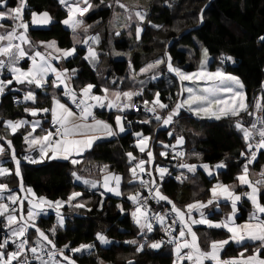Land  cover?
<instances>
[{
	"label": "snow or ice",
	"instance_id": "snow-or-ice-1",
	"mask_svg": "<svg viewBox=\"0 0 264 264\" xmlns=\"http://www.w3.org/2000/svg\"><path fill=\"white\" fill-rule=\"evenodd\" d=\"M58 3L66 10V18L61 21L73 33V46L70 48L59 47L57 41H39L33 44L29 37V25L34 27L47 26L52 23V16L43 11L37 13L28 5V0H18L16 6H9L8 0H0V97L6 90H16L12 86L23 85V101L32 106H25L24 112L33 119H17L4 121V126L10 129V133H15L21 129H26V134L22 133L26 155L18 158L11 140L0 136V140L5 143L0 144V155L5 150L9 151L10 160L15 168L9 169L0 161V176L14 175L19 177V189L29 195L21 198L18 193L8 188L5 183H0V224L7 230V237L0 242V264H76V260L71 255H66L65 250L72 254L87 251L91 254L95 248L94 244H80L78 247L69 248L65 244L63 248H58L54 239H51L36 223L41 215H47L46 208L53 209L57 218V225L63 227L64 216L61 209L64 206L71 208H84L85 203L77 200L82 193L73 191L67 200H49L46 197H37L31 187H25L21 172V159L29 164H41L45 160H64L72 165L81 163L84 153L90 151L98 140L117 137L125 133L130 128L132 121L127 120L126 113L136 108L135 97H143L145 80H138L140 75L147 76L148 80H156L164 71L173 74L179 81L177 98L172 102L171 107L160 99V92L153 94L151 101L142 99L140 101L143 111L150 117L139 120L141 124H152L155 121L158 125L168 127L175 122L182 110L192 113L199 119L222 118L232 119L233 127L241 133V138L245 142L246 151H242L240 156L244 162L240 164V171L235 176L240 186H246L247 190L237 192V184H225L219 180L220 169L227 165L221 161L216 165L207 163L190 164L184 160L185 151L182 150L184 137H175V144H162L163 151L160 156L168 158L169 153L172 159L177 160L179 169H185L188 173L195 174L198 168L216 183L208 189L207 200H197L184 206L178 207L169 197L161 192V185L165 175H171L169 168L155 165V155L150 146L151 137L144 135L142 131H135L131 134L136 138L134 147L141 157L135 156L132 152L125 155L128 158L131 174L129 183H138L140 188L146 189L148 195H143L137 191L129 194L127 199L132 202L134 209L130 215L140 230V235L144 237V242L137 240L125 241V243L136 245V251L142 252L147 246L150 249H161L165 244L171 246L174 259L172 264H264V168L258 173V178L253 180L250 177V165L257 158V154L264 150V82H262L261 95L254 97L253 103H247V95L244 91V84L235 75L224 72L217 68L210 71L207 68L208 50L202 48V59L196 71H185L172 63V57L165 52L164 57L147 63L137 72L129 61V79L134 85L129 90H122L123 80L113 79L110 83L115 87L102 86L99 93L93 91L96 85L87 83L77 89L73 86V79L77 76L76 68L61 67V61L76 59L77 44H83L86 53L83 59L95 69L99 62V53L93 45L99 44L98 36L87 35L92 27L84 20L80 19L85 13L93 9L91 0H58ZM103 3V0H101ZM118 6L124 10L126 20L131 21L133 15L137 23L135 32L139 39L142 28L140 24L145 20L147 13L134 11L128 5L116 0ZM111 7V5H108ZM30 14V20L25 19V10ZM119 21V14L116 16ZM10 22V28L6 27ZM200 22H203V10L200 14ZM150 23V22H149ZM125 27L128 25L125 24ZM153 27H160L153 25ZM84 34L81 39L77 32ZM117 36L120 32L115 33ZM264 41V36L259 38ZM27 46V47H25ZM43 49V50H41ZM114 55L121 53L113 52ZM71 58V60L69 59ZM224 60L232 61L231 56L222 57ZM22 61H27L25 67L21 66ZM234 62V61H233ZM164 65V69L160 68ZM9 74L8 78L4 73ZM51 77V79H49ZM188 84H185V82ZM53 89L50 97L46 91L48 87ZM37 89L44 90L45 98L50 99V107H37ZM186 93V95H185ZM171 97L169 100L171 101ZM16 103H21L16 100ZM96 109H108L114 111V125L106 120L99 119ZM241 113L251 117L248 126H245ZM50 116V126L44 127V120ZM37 129L40 133L37 134ZM172 136V132H168ZM162 143V142H161ZM35 153V154H33ZM199 158V154H194ZM146 165H155L153 175L152 169H147ZM102 180L88 179L79 175L76 171L72 175L77 181L92 189L103 188L100 192L103 197L106 193L115 196H122L121 183L123 177L115 172L109 171L108 165L99 168ZM149 179L145 180L144 175ZM178 181L186 179L183 173L176 176ZM31 197V198H30ZM151 198L157 203L161 201L170 205V209L164 212H154L148 204ZM243 198V199H242ZM27 200V212H24V204ZM75 201V203H73ZM251 205L247 219L238 223L237 213L244 202ZM230 207V211L217 220L214 217L219 215L221 203ZM103 206V200L100 202ZM121 212L124 211L122 205H118ZM204 209H209L206 214ZM89 211L91 209H88ZM198 214L194 215L193 212ZM159 226L158 228L156 226ZM204 225L207 229L220 230L217 235L226 238L210 239L207 247L201 246L199 236L195 226ZM33 231L35 239L30 243L29 231ZM154 231H162L164 237L159 240L148 239V234ZM52 237L56 234V226L49 229ZM96 239L101 244H109L111 241L103 233H97ZM230 243L239 246L238 255L233 257H222L226 246ZM9 244L14 245V249H9ZM252 251L249 253V249ZM246 253H249L246 255ZM60 257L61 259H57ZM129 264H133L129 261Z\"/></svg>",
	"mask_w": 264,
	"mask_h": 264
},
{
	"label": "trees",
	"instance_id": "trees-1",
	"mask_svg": "<svg viewBox=\"0 0 264 264\" xmlns=\"http://www.w3.org/2000/svg\"><path fill=\"white\" fill-rule=\"evenodd\" d=\"M114 1L103 0L101 3V0H91L95 10L83 17V20L92 26L88 31L90 35L95 36L98 33L99 25L105 28V35L100 36L99 44L93 45L99 53V62L95 69L83 59V55L86 53L83 44L76 45L77 58L74 60L69 58L71 63L68 61L60 62L61 67L78 70L77 76L72 81L73 86L77 89L87 83H92L96 85L93 91L100 94L99 89L102 86L113 88L115 86L110 82L113 79H122L121 89L129 90L136 87L129 79V61L135 70H139L165 52L171 55L174 66L189 72L196 71L199 68L200 60L199 52L196 49L197 41L213 57L207 67L210 71L219 68L218 56L227 55L235 59V65L227 63L222 69H219L241 79L245 86L244 91L249 105L253 103L254 97L261 94L262 82H264V41L259 38L264 36V0H173L177 3L175 6L178 5L176 10L174 7L163 5L170 0H153L151 3L152 15L149 20L167 32L165 35L157 33L155 37L156 31L147 26L137 39L134 28H131L134 24L124 29L121 35L125 39L114 43V48L125 51V53L130 52L129 60H113L110 53L105 50L116 36L111 37L108 29L114 13L112 4ZM17 2L18 0H8L9 6H16ZM28 5L37 13L47 11L53 18V23L49 27L39 28L29 25V37L33 44H38L39 41L55 40L61 48L73 46L72 31L61 23L66 18L67 13L61 9L58 0H28ZM203 8V22H200V17L197 21V16ZM25 19L30 20L27 9L25 10ZM176 21L181 22L183 30H187L180 38H178L179 34L176 33ZM77 33L83 39L84 34L79 31ZM182 46L195 49L192 55V57L194 56L193 60L185 51L180 50ZM158 50L163 52L159 54ZM162 66H160L161 69ZM169 81H173L174 84L167 87ZM178 82L173 74L171 77L161 75L157 80L144 87L143 97H135V100L139 102L142 99H153V94L159 91L161 101L166 102L169 97H175L174 90L177 89ZM176 84L177 87H175ZM11 88L17 89L15 83ZM51 90L50 86L46 90L49 97ZM15 93L16 91H13L0 97V119L3 121H15L23 118L31 120L32 117L24 112V107L32 105L15 106L12 101V95ZM37 97V107H50V99L45 98L44 92L37 91ZM126 116L127 120L132 121L128 131L112 140L95 144L81 158L82 165L74 166L69 161H45L41 164L32 165L21 162L23 184L26 188L31 187L37 197L43 196L53 201L67 200L73 191L82 192L85 196V198L80 197L82 201L86 199V207L79 209V212L82 211V213L69 214L64 228L58 230L57 235L52 238L58 248H63L65 244L69 245V248L78 247L80 244L95 245L91 254L87 251L72 254L65 250V254L71 255L76 260V264H129V261H132L133 264H172L174 255L169 246L164 245L158 250L147 247L142 252H137L136 245L125 243V241L131 240H137L139 243L144 242L140 230L133 223L130 215L133 207L131 201L127 199L129 194L139 191V185L129 183L131 174L128 171V158L125 154L132 152L137 157L143 155L139 153L137 148L131 146L135 144L136 140L131 134L132 132L142 131L144 135L152 138L153 143L150 146L155 155V165L162 163L171 165V175L164 177L160 190L181 209L185 205L193 203L194 200H207L208 189L216 183V180L209 177L204 170H201L202 168H198L195 174L186 172L187 181L183 179L184 182H181L176 179V176L185 169L176 168L178 161L172 159L171 152L168 158L160 156L159 153L164 150L160 144H173L177 136L184 137L185 142L182 150L186 153L184 157L186 162L197 165L207 163L211 166L223 161L227 167L220 172L219 180L225 184L236 183V190L245 191L235 180V176L240 171V164L243 163L240 153L246 151V145L241 138V133L233 127L232 119L223 118L219 121L199 119L192 113L182 110L172 125L164 127L158 126L157 123L151 125L138 123L139 120H142L140 118L145 116L141 110L128 113ZM241 116L245 125L248 126L251 117L244 113H241ZM108 120L114 125L113 114ZM169 131L172 132L171 137L168 135ZM5 132L6 128L0 134H4L12 141L17 157L21 158L27 148L22 135V133L26 134V129L17 131L13 136L9 133L7 135ZM161 141L163 142L161 143ZM1 143L5 142L2 141ZM196 153L199 154V158L194 155ZM85 163L91 164L88 168L91 171H94L92 164H97V166L99 163L108 164L111 171L123 177L121 189L123 195L114 197L105 194L102 197L100 195L102 191L99 188L87 191L84 185L75 184L72 172L78 169L85 170L83 168ZM155 165H146V168L153 170V175L157 177L158 181V173L154 171ZM6 166L9 169L15 168L13 162L7 163ZM262 168H264V150L258 153L256 161L252 164L254 180L258 178V171ZM85 175L88 179H90V175L94 178L102 176L98 169L93 173L85 170ZM0 183L7 184L8 188L14 192H21L19 177L14 174L0 176ZM101 200H103L102 207L99 203ZM163 204L165 203L161 201L160 206ZM118 205L123 206V212ZM239 207L237 222H244L248 212L251 211V205L245 201ZM229 211L230 207L221 203L220 213L214 218L219 220ZM0 220L3 218L0 217ZM36 223L43 231H46L55 226L57 219L54 214H51L48 217L38 219ZM1 226L3 225L0 224ZM204 230H199V234L202 235L201 245L204 248L207 247V241L210 239L226 238L217 235L220 230L208 229L207 233H203ZM31 231L34 230H30L28 234L30 243L33 241ZM97 233L106 235L111 243L101 244L96 239ZM160 235L161 231H154L148 234V239L159 240ZM238 248L239 246L234 244L227 246L221 255L222 257L237 256ZM9 249L11 250L10 246Z\"/></svg>",
	"mask_w": 264,
	"mask_h": 264
},
{
	"label": "rangeland",
	"instance_id": "rangeland-1",
	"mask_svg": "<svg viewBox=\"0 0 264 264\" xmlns=\"http://www.w3.org/2000/svg\"><path fill=\"white\" fill-rule=\"evenodd\" d=\"M152 1H153V0H121L122 3L128 5V6H129L130 8H132L134 11H143V12H146V13H147L145 20L140 24V26H141V28H142V31L140 32L139 37H140L141 34L145 31V28H146L147 26L151 27L152 29H154V30L156 31V32L154 33V34H155V37H156V34H157V33H160V35H162V34L165 35V33L167 32V31H164V29H163L161 26L158 27V28H157V27H153V25H155V24H152V23H151V20H149V19H150V16L152 15V8H153V7H151V5H152V4H151ZM112 4H113V6H114V13H113V16H112V19H111V22H110V24H109L108 29H109L110 36H111V37H112V36H115V35H116L115 33H116L117 31L120 32V35H118V36L116 35L114 41L111 40L110 44L108 45V47L105 48V50L108 51V52L110 53V55H111V59H113V60H129V59H130V52L125 53V51H122V50H116V49L114 48V43H116L118 40H124V39H125L124 36L121 35V33L124 31V29H127L131 24H134V25H132L131 28H134L135 38H137V36H136V32H135V29H136L137 23H139V22L137 21V19H136V17H135L134 15H133V18H132L131 21L126 20V14L124 13V10L121 9V8L118 6V4L116 3V0H115ZM175 4H177V3L174 2L173 0H170V1H168V2H165L163 5H164V6H168V7H174L175 10H176L177 7H178V5L175 6ZM94 10H95V8L93 7V9L89 10V12H92V11H94ZM202 10H203V12H204V8H203ZM89 12H87V13H89ZM87 13H85L84 15H86ZM118 14H119V21L117 22V20H116V16H117ZM200 14H201V11L198 12L197 21H199ZM84 15H83L82 17H79V18L83 20ZM149 22H150V23H149ZM125 24H127L128 26L125 27V26H124ZM6 25L11 26L10 22H7ZM175 25H176V33L179 34V37H178V38H180V36H181L184 32H186L187 30H183V26H182L181 22L176 21V22H175ZM65 26H66V25H65ZM66 27H67V26H66ZM67 28H68V27H67ZM98 28H99V31H98L97 34H95V36H98L99 39H100V36H101V35H105V28H104L103 26L101 27V25H99ZM68 29H69V28H68ZM3 31H5V29H0V32H3ZM76 35H78V33H76ZM87 35H89V36H94V35H90V33H87ZM78 36H79L80 38H82L80 35H78ZM178 38H177V39H178ZM25 47H27V46H25ZM202 48H205V47L201 46V45L196 41V49H197L198 52H199V59H200V60L202 59V52H201V49H202ZM180 50L185 51V52L189 55V57H192V55L194 54V51H195V49L190 48V47H186V46H182ZM113 52L121 53V55H119V56L114 55ZM162 52H163L162 50H158V53H159V54H161ZM164 55H165V53L162 54V55H160V56H158L157 59H158V58H161V57H164ZM226 56H227V55H222V56H218V57H217V60H218V62H219L218 67L221 68V69H222V67H223L224 65H226L227 63H229V64H231V65H235V64H236V61H235V59H234L233 57H232V58H233L232 61L224 60V61L222 62V57H226ZM193 59H194V56L192 57V60H193ZM212 59H213V57H211V56L209 55V52H208V63H207V67L209 66V64H210V62L212 61ZM200 60H199V66H200ZM233 61H234V62H233ZM188 63H189V61H188ZM188 63H187V64H188ZM145 65H146V64H145ZM161 66H162V65H161ZM22 67H25V66H22ZM163 69H164V65L162 66V70H163ZM136 71L139 72V70H136ZM163 75H164V76H167V77H171V74H170V73H167L166 71H164ZM163 75H162V76H163ZM137 79H138V80H145V81H146L144 87L147 86L150 82L154 81V80H148L147 76H145V75H140V76L137 77ZM156 80H157V79H156ZM173 84H174L173 81H169V84H168L167 87H170V86H172ZM185 84H188V82H187V83L185 82ZM136 87H139V85L136 84ZM175 87H177V84H176ZM178 87H179V82H178ZM178 87H177V89L174 90V92H175V97L172 98L171 101H170V100H167V101L164 102V103H168L169 106L172 105V102L175 101L176 98H177V92H178V90H179ZM185 95H186V93H185ZM134 100H135V98H134ZM147 100L151 101L152 99H148V98H147ZM135 101H136V100H135ZM138 103H140V101L137 102V105H136V108H134V109H135L134 111H139V110H141V111L145 114V116H143V117L140 118V119H145L146 117H150L151 114H150V113H147V114H146V113L143 111V107L140 106ZM140 104H141V103H140ZM132 110H133V109L129 110L128 112L133 113L134 111L131 112ZM183 114H184V112H183ZM23 119H24V118H23ZM209 120H215V119H209ZM3 122H4V121L0 119V127L2 126ZM153 124H156V122L153 121ZM244 124H245V123H244ZM150 125H151V124H150ZM158 126H161V125H158ZM245 126H246V125H245ZM4 128H6V127H5L4 124H3V128H2V129L0 128V133H2V131H3ZM22 129H25V128H21V129H19L18 131H21ZM8 131H9V129L6 128V132H5V133H6L7 135H8V133H9ZM0 136L5 137L4 134H0ZM169 137H171V136H169ZM2 141L5 142L4 140H0V144H2V143H1ZM161 142H163V141H161ZM149 143H150V144L153 143V142H152V138H151V140H150ZM173 144H175V142H174ZM160 145H162V144H160ZM182 147H183V146H182ZM0 161H3V162H4V166L7 167V168H8V166H6V164L9 163V162H10V163L12 162V161L10 160V157H9V151H8L7 149L5 150V152L3 153V155H0ZM174 163H177V162L174 161ZM187 163H189V162H187ZM79 165H82V161H81L80 164H78V165H76V166H79ZM103 165H105V164H104V163H103V164H100V163H99L98 166H97V164H92V166L94 167V171H91L90 169H88V168L91 166V164H89V163H85V164L83 165V168H84L86 171H88L89 173H93V172H96L97 169L99 170V168L102 167ZM106 165H108V164H106ZM108 166H109V165H108ZM96 167H97V168H96ZM176 168H177V167H176ZM10 169H13V168H10ZM177 169H179V168H177ZM199 169H200V168H199ZM85 170H80V169H78L76 172H77L79 175H81L82 177L87 178V176L85 175ZM201 170L203 171V169H201ZM109 171H111V170H110V166H109ZM111 172H114V171H111ZM186 172H187V171H185V170L182 171V173L185 175V177H186V181H187ZM259 172H260V171H258V173H259ZM253 173H254V172H253ZM13 174H14V172H13ZM13 174H12V175H13ZM250 177H251V175H250ZM89 178H90V179L102 180V176H100V178H94L92 175H90ZM73 179H74L75 184H78V185H84V184H82V182L77 181V180L75 179L74 176H73ZM253 179H254V178H253ZM183 182H184V181H183ZM84 186H85V185H84ZM85 188H86L87 191H89V190H95V189H92V188H90V187H88V186H85ZM245 188H246V186H245ZM121 189H122V183H121ZM101 191H104V189L101 188ZM121 191H122V190H121ZM16 193H18V195H19L21 198L23 197V195H21V192H16ZM81 193H82V192H81ZM106 194H109V195L114 196V197H121V196H115V195H113L112 193H106ZM27 195H29V194H27ZM25 196H26V194H25ZM82 196H83V193H82ZM83 197L85 198V196H83ZM30 198H31V197H30ZM76 199L82 201V199H81L80 197H78V198H76ZM85 201H86V199L83 200L82 202L85 203ZM195 201H197V200H194V202H195ZM73 203H75V201H73ZM27 207H28V204H27V202H25V204H24V212H25V214H26V212H27ZM79 209H80V208H71V207H68V206H64V207L61 209L62 214H63V216H64V225H63V227H60V226L57 225V223L55 224V226H56V234H55V236L57 235L58 230L64 228V226H65V222H66V218H67V216H68L69 214H71V213H76V214H80V213H82V211L79 212V211H80ZM45 210L47 211V215H41V216H39V217L37 218V220H38V219H41V218L48 217V215H51V214H54V215L56 216L55 211H54L53 209H48V208H46ZM56 219H57V218H56ZM37 220H36V222H37ZM202 229H205L204 231H202L203 233H207V230H208L207 227H206V228H202ZM30 233H32V238H31V239L34 240L33 232L31 231ZM45 233L48 234L49 237H50L51 239L53 238L52 235H51V233L49 232V229L46 230ZM145 248H147V246H145ZM153 250H154V249H153ZM58 259H61V258L58 257ZM185 264H187V263L185 262Z\"/></svg>",
	"mask_w": 264,
	"mask_h": 264
},
{
	"label": "built area",
	"instance_id": "built-area-1",
	"mask_svg": "<svg viewBox=\"0 0 264 264\" xmlns=\"http://www.w3.org/2000/svg\"><path fill=\"white\" fill-rule=\"evenodd\" d=\"M61 9H62L63 11L66 12V10L63 8L62 5H61ZM26 62H27V61H22V62H21V66L25 65ZM8 76H9V74H8L7 72H5V73H4V77H5V78H8ZM10 87H12V86H10ZM13 89H15V88H13ZM13 91H16V90H11V91L6 90L4 94L11 93V92H13ZM24 91H25V90H21V89H20L19 91H16V93L12 95V101H13V104H14L15 106H23V105H26L24 102H22V101H23V93H24ZM260 95H261V94H258L256 97H258V96H260ZM16 100H20L21 103L17 104V103H16ZM138 104H139L140 106H142L140 103H138ZM96 111H97V112H101V111H103V110H101V109H97ZM49 126H50V123H49ZM134 145H135V144H132L131 146H134ZM26 154H27V153H24V154L22 155V157H23L24 155H26ZM33 154H35V153H33ZM22 157H21V158H22ZM241 159H242L243 162H244V158L241 157ZM21 162H22V163H25V164H29V163H27L26 161H24L23 159H21ZM30 165H32V164H30ZM158 165H159V166H165V167H168V168H169V171H170V173H171L172 169H171V165H170V164H168V163H162V164H158ZM166 175H167V174H166ZM166 175H165V176H166ZM144 179L147 180V179H149V177L145 174V175H144ZM163 181H164V180H163ZM158 182H159V180H158ZM137 184H138V183H137ZM138 185H139V184H138ZM161 186H162V185H161ZM139 191L142 192L143 195H145V196L148 195L146 189H143V188H140V187H139ZM131 203H132V202H131ZM160 203H161V202H160ZM160 203H157L155 200H152L151 198H149V200H148V204H149L150 208L152 209V211H154V212H164V211L170 209V206H167L168 204H167L166 202H164L165 204H163L162 206H160ZM132 207H133V209H134L133 204H132ZM132 220H133V219H132ZM133 223H134V221H133ZM156 227L158 228L159 226L157 225ZM7 235H8L7 230H6L3 226H1V227H0V241L2 242V241L7 237ZM161 237H164V233H163L162 231H161V235H160L159 239H160ZM164 239H167V237H164ZM165 245L171 247L170 245H167V244H165ZM9 246H10L11 250L14 249V245L9 244ZM57 259H58V257H57Z\"/></svg>",
	"mask_w": 264,
	"mask_h": 264
},
{
	"label": "crops",
	"instance_id": "crops-1",
	"mask_svg": "<svg viewBox=\"0 0 264 264\" xmlns=\"http://www.w3.org/2000/svg\"><path fill=\"white\" fill-rule=\"evenodd\" d=\"M52 23H53V20H52ZM51 23V24H52ZM51 24H49V25H47V26H41V27H39V28H44V27H49ZM6 27L7 28H10V26L9 25H6ZM41 50H43V49H41ZM49 79H51V77L49 78ZM16 85V84H15ZM16 88L17 89H21V90H26L25 89V87L23 86V85H16ZM47 90V89H46ZM37 91H39V92H44V90H41V89H37L36 90V92ZM53 92V89L51 90V93ZM28 104H30L31 105V103L30 102H28ZM27 104V105H28ZM135 109H133L131 112H133ZM96 111V110H95ZM128 113H130V112H127L126 114H128ZM96 114H97V117L99 118V119H103V120H106V121H108L109 122V120H108V118L110 117V115L111 114H113V120H114V111H109L108 109H105L104 111H103V114H102V112L101 113H97L96 112ZM33 119V118H32ZM223 119V118H222ZM49 121H50V116L48 117V119H45V121H44V127H48V123H49ZM110 123V122H109ZM113 126H115V125H113ZM9 134L11 135V136H13L11 133H10V129H9ZM127 132V131H126ZM125 132V133H126ZM17 133V132H16ZM15 133V134H16ZM40 133V130L39 129H37V134H39ZM125 133H122V134H125ZM122 134H120V135H122ZM113 138H116V137H112V138H106V139H103V140H98L95 144H97V143H101V142H106V141H109V140H112ZM6 139L7 140H9L7 137H6ZM94 144V145H95ZM93 145V146H94ZM183 148V147H182ZM163 151V150H162ZM88 152V151H87ZM87 152H85L84 153V155L87 153ZM60 159H57V160H53V161H59ZM47 161V160H46ZM61 161V160H60ZM250 167V175H251V179H253V178H255V175H254V173H253V170H252V165H250L249 166ZM222 171V169H220V172ZM261 171V170H260ZM254 180V179H253ZM241 188H244L245 190H247V188H245V186H240ZM100 190H101V188H99ZM238 193L239 192H242V191H238V190H236ZM25 194L27 195V193L26 192H21V195H23V197H25ZM22 197V198H23ZM243 199V198H242ZM25 202H27V200H25ZM223 203V202H222ZM204 211H205V213L207 214L208 213V211H209V209H204ZM193 214L194 215H196V216H198V214L195 212V210H194V212H193ZM238 223H242V222H238ZM202 228H206V226H204V225H198V226H195L194 227V230H196L197 231V233H198V236H199V240H200V243H201V238H202V235L201 234H199V230L200 229H202ZM230 245H232V243H230L228 246H230ZM235 245V244H234ZM202 246V245H201ZM227 247V246H226ZM252 251V249L249 251V253ZM249 253H246V255L247 254H249ZM187 263V262H186Z\"/></svg>",
	"mask_w": 264,
	"mask_h": 264
},
{
	"label": "clouds",
	"instance_id": "clouds-1",
	"mask_svg": "<svg viewBox=\"0 0 264 264\" xmlns=\"http://www.w3.org/2000/svg\"><path fill=\"white\" fill-rule=\"evenodd\" d=\"M60 7H61V5H60ZM27 63H29V62H26V64H25V65H23V66H26V65H27ZM26 105H27V104H26ZM49 123H50V121H49ZM49 123H48V127H49ZM25 153H26V152H25ZM23 154H24V153H23ZM23 154H22V155H23ZM45 161H46V160H45ZM45 161H44V162H45ZM59 161H60V160H59ZM61 161H64V160H61ZM173 259H174V257H173Z\"/></svg>",
	"mask_w": 264,
	"mask_h": 264
}]
</instances>
